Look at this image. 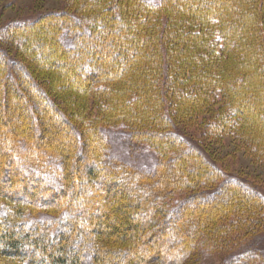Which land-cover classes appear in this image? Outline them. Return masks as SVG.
Returning a JSON list of instances; mask_svg holds the SVG:
<instances>
[{
  "label": "trees",
  "instance_id": "1",
  "mask_svg": "<svg viewBox=\"0 0 264 264\" xmlns=\"http://www.w3.org/2000/svg\"><path fill=\"white\" fill-rule=\"evenodd\" d=\"M6 32L0 264H196L201 248L264 264L248 247L264 189L177 124L264 163V0H64ZM108 129L155 166L113 155Z\"/></svg>",
  "mask_w": 264,
  "mask_h": 264
},
{
  "label": "rangeland",
  "instance_id": "2",
  "mask_svg": "<svg viewBox=\"0 0 264 264\" xmlns=\"http://www.w3.org/2000/svg\"><path fill=\"white\" fill-rule=\"evenodd\" d=\"M63 2L64 0H0V37L7 33L6 29L9 28L11 23L16 21L25 22L35 19L44 12L60 10L63 7ZM3 44L6 49L15 51L12 45L6 41ZM39 82L46 86L47 89L55 87L46 79H40ZM53 96L63 109L70 112L67 105L69 102L66 97L62 95ZM86 107L87 111L89 110V117L95 118V115L98 114V107L95 102L90 99ZM200 121L203 122L202 120ZM204 121L206 122L207 119ZM177 124L185 128L190 135L201 139L202 143L208 144L209 153L219 166L226 169L229 173L237 175L242 180H247L264 189V163H261L253 156L245 142L232 136L221 139H209L202 132L203 130L206 131L205 127L202 125L197 126V122L190 123V127H186L181 120ZM106 132L111 143L113 155L136 163L141 168L152 169L155 166L156 156L147 148L134 145L126 132L111 129ZM3 178L5 180V177ZM203 203V201L199 202L200 205ZM6 204L8 202L5 199H0V205ZM263 223L264 221L261 223L258 221V224L252 227L254 228L252 234L256 236L249 242L248 247L264 256V231L262 230L264 226L261 227V225H264ZM201 249L197 252L199 259L196 264H224L231 256L229 252H226L228 250L218 251L214 248L213 251H207L204 248ZM186 264L193 263L188 262Z\"/></svg>",
  "mask_w": 264,
  "mask_h": 264
}]
</instances>
